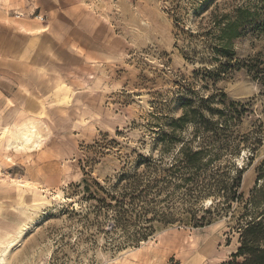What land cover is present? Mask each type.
<instances>
[{
  "label": "rangeland",
  "instance_id": "1",
  "mask_svg": "<svg viewBox=\"0 0 264 264\" xmlns=\"http://www.w3.org/2000/svg\"><path fill=\"white\" fill-rule=\"evenodd\" d=\"M202 1L0 0V232L29 224L5 264L233 260L243 203L264 184L257 180L264 162V0H215L221 12L244 16L233 50L246 67L214 82L201 70L215 63L201 60L209 52L189 34L205 25ZM192 50L197 57L186 59ZM216 92L226 103L247 105L238 139H261L232 160L243 168L242 201L210 210L201 227L154 222L146 238L129 239L136 227L119 228L95 200L111 203L103 190L141 157L168 163L171 155L161 156L155 137L169 131L184 101ZM31 120L40 145L20 150L2 138L5 127ZM190 129L176 131L187 136ZM217 200L197 207L211 209ZM202 210L190 214L198 218Z\"/></svg>",
  "mask_w": 264,
  "mask_h": 264
},
{
  "label": "trees",
  "instance_id": "2",
  "mask_svg": "<svg viewBox=\"0 0 264 264\" xmlns=\"http://www.w3.org/2000/svg\"><path fill=\"white\" fill-rule=\"evenodd\" d=\"M216 3L203 0L199 4V12L208 11L205 25L196 33H189L190 37L205 44L209 52L207 58L201 60L215 63L201 70L205 78L213 82L229 77L235 69L246 67L234 61L233 50V41L244 34V16L240 10L221 12ZM196 55L195 50L184 53L188 60ZM224 99V94L216 92L194 102L184 101L182 114L167 125L169 131L154 139L155 144L161 146V156L169 151L168 163L156 161L152 156L141 157L133 172L122 173L117 184L103 190L111 203L95 200L111 211L119 228L122 224L124 228L136 227L129 239L146 238L154 222L162 225L191 222L194 227H201L210 210H226L241 200L239 188L243 168L237 169L232 160L242 148L255 151L254 145L261 139H238L236 127L248 111L247 105L226 103ZM187 126L191 128L187 136L186 132L176 131ZM257 172V180L264 183V162ZM124 182L127 184H122ZM205 198L218 200L211 209H198L197 204ZM199 210L202 216L198 218L190 214V211ZM184 214H189V218H184ZM238 234L239 247L227 264H264V184H255L243 203Z\"/></svg>",
  "mask_w": 264,
  "mask_h": 264
},
{
  "label": "bare ground",
  "instance_id": "3",
  "mask_svg": "<svg viewBox=\"0 0 264 264\" xmlns=\"http://www.w3.org/2000/svg\"><path fill=\"white\" fill-rule=\"evenodd\" d=\"M29 121V123H23L16 127L14 130L8 126L2 130V138H6L10 143V146H14L17 149L24 147H32L40 145L43 141V136L39 130V127ZM1 137V136H0ZM9 184V183H8ZM29 187V183H25L24 187ZM60 199L61 195L53 196ZM29 220V219H28ZM32 221V220H30ZM29 224H20L19 228L15 231L3 229L0 232V264L6 263L7 254L10 252L12 246L21 239L23 233L28 229Z\"/></svg>",
  "mask_w": 264,
  "mask_h": 264
}]
</instances>
